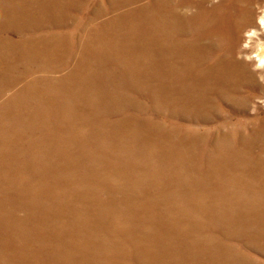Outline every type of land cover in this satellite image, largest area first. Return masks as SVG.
Here are the masks:
<instances>
[{"label":"bare ground","instance_id":"bare-ground-1","mask_svg":"<svg viewBox=\"0 0 264 264\" xmlns=\"http://www.w3.org/2000/svg\"><path fill=\"white\" fill-rule=\"evenodd\" d=\"M101 1L0 0V260L258 264L264 2Z\"/></svg>","mask_w":264,"mask_h":264},{"label":"rangeland","instance_id":"rangeland-1","mask_svg":"<svg viewBox=\"0 0 264 264\" xmlns=\"http://www.w3.org/2000/svg\"><path fill=\"white\" fill-rule=\"evenodd\" d=\"M102 1L99 0V4H102L101 3ZM264 2V0H259V2H256L255 3V10H256V13H257V18H256V21H257V25L259 27L260 23H259V18L258 16L261 15V10H262V7H261V4ZM257 6V7H256ZM258 10V11H257ZM251 26H248L247 29H245L244 31V40H247L248 37H247V34L248 33H251L253 31H255V28L254 27H251ZM255 37V36H254ZM260 55H264V46H263V49L262 51L259 52ZM258 53V54H259ZM258 58H254V61L256 62ZM71 64V65H70ZM73 61L69 62V64L65 65L63 70L60 72V73H56V74H53L54 76H62V75H65L69 69H71L73 67ZM255 67H256V64L254 63ZM65 69V70H64ZM30 76H28L26 78L27 81H24V82H29L30 80ZM23 85L25 84H19V85H16V87L13 89V90H8L6 91L5 93V97H9L11 95V93H14L15 91L14 90H18L20 87H22ZM14 91V92H13ZM135 99L138 100L143 106L142 108L143 109H138V110H132L130 111L129 110V113H132L134 118L138 121V122H144L147 120V118L151 117V118H155L156 120H158L161 124H163L167 129L169 128H177L176 130H179L180 132L182 131L183 133L184 132H187V130H198L200 132H204V131H214V129L216 128L215 127V116H213V120L209 121V122H206V123H203V125L200 124H195V123H192V122H188V121H183V120H177L175 121L173 118H170L168 119V116L163 112V111H154L153 108H150L151 106L154 105V102H152V100L147 97V96H144L142 97L140 94H137L136 93V96H135ZM144 99V100H143ZM257 101V102H256ZM256 101H253V105L248 109V115L250 116H256L258 114L260 115H264V98H261V99H258ZM152 103V104H151ZM257 105V107H256ZM149 106V107H148ZM254 107V108H253ZM151 110V111H150ZM254 110V111H253ZM139 111V112H138ZM141 111V112H140ZM146 111V112H145ZM148 111V112H147ZM263 111V112H262ZM150 115H148V114ZM143 114V115H142ZM145 115V116H144ZM118 117L117 114H110L109 116H107V119L110 120V119H116ZM158 117V118H157ZM165 117V118H164ZM164 118V119H162ZM164 120V121H163ZM173 121V122H171ZM147 122V121H146ZM167 122V123H166ZM181 122V123H180ZM214 122V123H213ZM166 123V124H165ZM170 123V124H169ZM185 123V125H184ZM187 123V124H186ZM189 123H192V124H189ZM183 124V125H182ZM194 124L196 125V127L194 126ZM205 125V126H204ZM212 125V126H211ZM211 127V128H210ZM191 128V129H190ZM208 129V130H207ZM246 253L249 255V257H251V259L255 260V262H257L258 264H264V256L260 255V254H257V253H252L250 252V250H246ZM250 253V254H249ZM262 258H261V257ZM263 259V260H262ZM0 264H5L3 261L0 260Z\"/></svg>","mask_w":264,"mask_h":264}]
</instances>
